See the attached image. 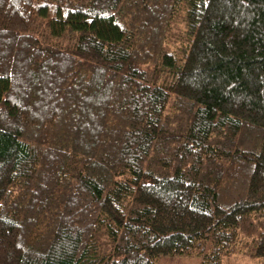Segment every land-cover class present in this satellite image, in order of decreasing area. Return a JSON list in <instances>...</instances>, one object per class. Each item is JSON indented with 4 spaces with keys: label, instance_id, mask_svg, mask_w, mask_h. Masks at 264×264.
Instances as JSON below:
<instances>
[{
    "label": "trees",
    "instance_id": "trees-1",
    "mask_svg": "<svg viewBox=\"0 0 264 264\" xmlns=\"http://www.w3.org/2000/svg\"><path fill=\"white\" fill-rule=\"evenodd\" d=\"M264 260V0H0V264Z\"/></svg>",
    "mask_w": 264,
    "mask_h": 264
},
{
    "label": "rangeland",
    "instance_id": "rangeland-1",
    "mask_svg": "<svg viewBox=\"0 0 264 264\" xmlns=\"http://www.w3.org/2000/svg\"><path fill=\"white\" fill-rule=\"evenodd\" d=\"M159 264H199V258L195 256H166L160 258ZM225 264H264V260L235 255Z\"/></svg>",
    "mask_w": 264,
    "mask_h": 264
}]
</instances>
